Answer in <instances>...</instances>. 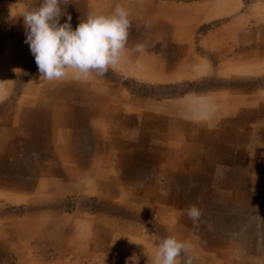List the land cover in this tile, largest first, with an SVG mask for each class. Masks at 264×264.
I'll use <instances>...</instances> for the list:
<instances>
[{
  "label": "rangeland",
  "instance_id": "rangeland-1",
  "mask_svg": "<svg viewBox=\"0 0 264 264\" xmlns=\"http://www.w3.org/2000/svg\"><path fill=\"white\" fill-rule=\"evenodd\" d=\"M219 1L224 0H121L125 9L131 6L128 42L146 45L142 53L157 60L158 65L148 68L131 63L129 58L109 68L104 76L92 74L101 77L118 94L133 98L134 109L127 115L134 119L129 130L134 136L127 141L136 146L141 134L144 135L146 154L157 152L156 148L163 150L167 163L162 165L171 169L180 181L162 177L156 165H147L133 180L123 173L119 174L123 181L114 179V172L100 179L88 170L80 175L74 170L73 180L71 177L67 180L66 160L56 154L53 167L59 171L55 178L57 184L52 182L46 188L33 191L0 185V264H151L158 244L169 236L190 244L193 264H264V243L257 235L258 225L255 233L252 229L249 231L248 237L247 229H242L240 202H230L213 225L208 218H203L201 235L190 225L184 232L180 226V219L187 214L189 206L198 205L200 201L194 200L187 205L176 201L179 197L202 196L203 191L195 187L186 189L181 179L188 180L189 175L175 165L183 164L189 169L191 166L184 164V157L176 158L172 152L179 150L183 155L189 154L190 150H183V146L191 141L190 136L204 140L215 131L221 133V121L235 119L243 111H253L264 105V0H233L236 4L240 1L241 5L228 13L216 7ZM134 3L138 5L136 9ZM34 7L33 1L26 5L4 6L7 22L0 26L12 31L17 25L23 28V34L19 39L4 38L8 43L13 42L10 46L0 43V116L7 109L24 104L22 100L24 93L27 95L28 83L45 85L32 86L33 94L37 95L42 87L55 84V81L41 79L35 57L25 43L23 15ZM80 8V12L85 13ZM114 9L108 8L102 15H110ZM182 9L181 15L172 14ZM0 12L1 19L3 12ZM89 14L86 9L85 15ZM132 49L126 48L125 54H131ZM136 54L140 56L132 52ZM81 81L74 79V82ZM196 101L208 102L212 109L203 117L194 116L188 107ZM146 116L155 123L151 130L142 129L139 124L144 123ZM163 116H174L188 127L177 142L181 147L175 149L172 143L163 142L161 136L168 133L169 128L155 122ZM237 131L245 141L250 138L251 145L242 151L241 142L238 145L233 142L235 157L242 159L243 152H249L251 159L257 161L262 154L257 149L258 137L254 135L257 128L249 124ZM91 143L83 142L86 152L94 151ZM1 147L0 143V153L8 150L5 146L1 151ZM46 157L53 158V153H47ZM76 160L79 159H70L67 163ZM91 164L99 165V162L95 160ZM69 166L76 169V164ZM262 171L258 167L251 169L249 179ZM200 176H209L214 182L217 174L203 172ZM150 184L160 185L157 188L159 197L156 193L154 198L147 197L144 192L138 196L132 194L134 190H147ZM55 191L56 194L51 195ZM207 191L212 200L222 199L217 196L220 192L213 188V183ZM256 191L253 190L255 194ZM161 194L169 195L171 202L161 203ZM251 209L252 226L253 221L256 223L259 219ZM204 235L221 242L219 252L216 244L212 247H208L209 243L201 245ZM186 259L182 253L177 264H185Z\"/></svg>",
  "mask_w": 264,
  "mask_h": 264
},
{
  "label": "crops",
  "instance_id": "crops-1",
  "mask_svg": "<svg viewBox=\"0 0 264 264\" xmlns=\"http://www.w3.org/2000/svg\"><path fill=\"white\" fill-rule=\"evenodd\" d=\"M32 1L34 6L38 8L41 0H30L22 3L18 0H0V10L3 12L0 25L7 22L4 15V12H6L5 5H26ZM70 2L67 6L61 5L66 15L62 16L60 23H65L67 15H71L73 30L79 24L78 20L87 19L86 9L87 14L88 12L94 14L98 11L101 12L100 7L102 8V4H104V1L100 3V0H70ZM117 4H121V0H116L112 8H115ZM216 6L223 8L226 13L228 12L224 1H219ZM80 7L85 13L80 12ZM183 10L181 12L175 11L172 14L177 15V13H180L179 15H181ZM105 12L103 10V13ZM17 27V25L13 26L11 31L5 26H0V43L7 44V46L13 43L4 40V38L10 36V32H14L17 36L16 39H19L23 34V28ZM22 39H25V37L23 36ZM133 44L136 45V43ZM81 82H74V79L70 76L55 80V84H50V87L47 88V85L42 87L41 93L38 95L33 94L32 86L38 88V86L45 85L39 83L31 85L28 83L25 87V89L29 87L26 92L27 95L24 93L25 89L23 92L22 102L24 104L19 105L17 108L7 109L1 114V151L6 149L5 146L8 150L0 153V185L33 191L35 188H46L52 182L57 184L55 178L58 177L59 171L53 167V162L57 159L56 154L63 156L66 160L65 166L68 167L66 171L69 174L67 180L70 177L73 180L74 170L78 173L77 175L88 170L94 177L100 179H105L107 174L112 175L114 172V179L116 177L117 180H120L119 174L123 173L127 176V179L133 180L141 173L140 170L146 169L147 165H156L162 177L171 178L173 182H179L180 178L176 177L171 169L166 168V165H162L167 163L163 150L156 148L155 151L157 152L146 154L144 135L141 134L139 144H136V146L127 141L128 138L131 140L134 136L129 132L134 125V119L127 115L134 109L135 102L133 98L127 94H118L117 90L101 80V77L96 78L91 75L88 80H82ZM74 104H78V106L75 107ZM200 105L212 109L208 102L202 101L191 102L188 109H191L193 115L197 116ZM155 122L156 125L161 123L169 128V132L163 133L161 136L163 142L172 143L175 149L181 147L177 142H180L179 139L188 129L185 124L180 120L178 121L174 116H163ZM139 124L142 129L144 127L147 130H151L155 126V123L148 116L144 119V123L140 122ZM221 124V133L215 131L204 140L201 137L194 139L190 136L191 141H187L183 146V150L185 148L190 150L189 154L183 155L179 150V152H172L176 158L182 159L184 157V164L191 166L189 169L183 164L175 165L176 168L180 167L185 174L189 175L188 180L181 179L186 189L195 187V190L199 189L201 193L203 191L202 196L185 198L186 200L184 197H179L176 201L185 205L194 200L200 201L197 206L203 210V215L197 224L194 225L193 221L185 214L180 219V226L184 228L182 229L184 232L187 230L185 227L190 225L198 235H201L203 227L200 222H204L203 218H208V222L213 225L217 216L229 206L230 202H240L243 206L242 229H247V236L249 237V231L252 229V232L255 233L254 230H257L258 225V231L260 232L257 235L263 239L264 243V105L258 106L253 111H243L237 118L221 121ZM249 124H253L257 128L254 134L259 140L256 142L257 149L262 151L257 161L251 159L249 152H243L242 159L235 157L236 147H234L233 142L236 145L241 142L242 151L250 148V138L245 141L242 133L237 131L241 126L245 127ZM88 131L90 134H86ZM128 132L130 136H128ZM255 136L253 137L254 140ZM85 140L92 142L91 144L94 146L92 153L86 152L85 148L82 147ZM158 152L161 153L158 154ZM47 153H53V158L46 157ZM23 157L24 160H22ZM74 158L79 160H76L75 163H67ZM95 160L99 162V165L91 164ZM24 161L27 163H24ZM75 164L76 169L69 168V165ZM158 164H161V166H158ZM109 167L112 168L109 169ZM170 167L175 168L173 164H170ZM257 167L263 171L257 174V177L254 175L252 180L249 179L251 178L249 177L251 169ZM203 172L206 175L216 172L215 181L213 182V179L211 180L209 176L201 177L200 175ZM211 183H213V188L220 192L217 196L222 199L215 201L208 195L207 190H209ZM155 187L150 184L147 186V190H134L132 194L138 196L144 192L143 194H146L147 197H159L157 188L159 189L160 185H157L156 189ZM126 188L125 185V190ZM103 190L105 189L103 188ZM253 190H257L256 194ZM53 194H56V191L51 195ZM161 197L162 200H159L161 203L171 202L172 198L169 195L161 194ZM250 209L251 213L257 215L259 219V222L256 223L253 221L252 226L249 219ZM202 240L201 245L207 246L209 243L208 247H212V244H216L217 250L220 249L221 242L219 240L215 242L208 235H204Z\"/></svg>",
  "mask_w": 264,
  "mask_h": 264
},
{
  "label": "clouds",
  "instance_id": "clouds-1",
  "mask_svg": "<svg viewBox=\"0 0 264 264\" xmlns=\"http://www.w3.org/2000/svg\"><path fill=\"white\" fill-rule=\"evenodd\" d=\"M70 0H41L38 8L27 11L24 17L27 39L41 79L61 80L71 76L75 80H88L93 73L104 76L109 68H114L124 58L131 21L129 12L117 4L110 15L89 14L75 30L71 15H66L61 5ZM146 45L136 44L132 49L142 53ZM208 106H200L198 115L210 112ZM188 218L197 224L203 210L192 204L186 210ZM187 257L185 264H193L190 244L173 236L163 238L158 244L151 264H177L181 254Z\"/></svg>",
  "mask_w": 264,
  "mask_h": 264
},
{
  "label": "bare ground",
  "instance_id": "bare-ground-1",
  "mask_svg": "<svg viewBox=\"0 0 264 264\" xmlns=\"http://www.w3.org/2000/svg\"><path fill=\"white\" fill-rule=\"evenodd\" d=\"M101 1H104V4H105V6L103 5L102 6V8L100 7V9H102L101 10V12H96V13H94L95 15H100V14H102L103 13V10H104V12L105 11H107L106 9H111L112 7H113V4L116 2V0H101ZM101 3V2H100ZM127 4H129L128 2H127ZM135 4V9L138 7V5L136 4V3H134ZM224 4H225V6L227 7V9H228V12H233V11H235L237 8H239L240 7V5H241V3H240V1H238V4H236L233 0H224ZM108 8H107V7ZM216 7H218V6H216ZM131 8V6H129V8L128 7H126V10L127 11H129V9ZM139 9V8H138ZM132 11V10H131ZM227 12V13H228ZM15 26V25H14ZM19 27V26H18ZM17 27V28H18ZM15 29V28H14ZM10 34V36L9 37H7V40H10V39H12V38H17V36H16V34L14 33V32H10L9 33ZM134 47V45L133 44H127L126 45V48L127 49H132ZM129 51H131V50H129ZM133 52V51H132ZM132 52H131V54H125L124 55V58L122 59V61L123 60H127V61H129V58H130V60H131V62H136V63H138V64H141V65H144V66H146V67H153V68H155V67H157V65L158 64H156L155 62L156 61H154V60H151L150 58H148V56H146V55H144L143 53H140V56H137V54L136 55H132ZM191 59V58H190ZM189 59V60H190ZM13 65V64H12ZM16 65V62H14V66ZM153 68H151V69H153ZM155 71V70H154ZM125 72H128V71H125ZM161 81V80H160ZM51 83H53V82H51ZM113 95V94H112ZM127 163V162H126ZM110 174V173H109Z\"/></svg>",
  "mask_w": 264,
  "mask_h": 264
}]
</instances>
